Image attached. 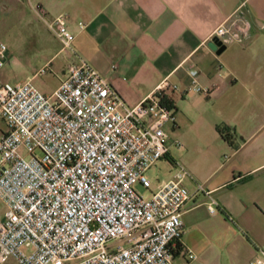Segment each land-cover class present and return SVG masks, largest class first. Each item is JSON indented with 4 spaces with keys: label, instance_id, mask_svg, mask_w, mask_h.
<instances>
[{
    "label": "built area",
    "instance_id": "built-area-1",
    "mask_svg": "<svg viewBox=\"0 0 264 264\" xmlns=\"http://www.w3.org/2000/svg\"><path fill=\"white\" fill-rule=\"evenodd\" d=\"M241 8L211 41L244 43L251 25ZM36 11L44 15L40 7ZM46 25L61 52H72L75 36L66 18ZM9 60L0 40V72ZM189 74V90L211 91L201 85L196 69ZM176 90L164 81L129 107L81 58L50 95L31 81H0V116L8 126L0 138V200L5 205L0 264H176L174 249L185 232L182 207L192 196L184 180L192 173L177 162L173 178L154 190L146 176L168 154L170 136L163 126L177 127L167 98ZM175 144L184 148L178 139ZM136 184L148 189L149 197ZM198 191L210 197L208 208L217 213L212 191L203 183ZM189 258L197 255L190 252ZM250 264H264V244Z\"/></svg>",
    "mask_w": 264,
    "mask_h": 264
},
{
    "label": "crops",
    "instance_id": "crops-1",
    "mask_svg": "<svg viewBox=\"0 0 264 264\" xmlns=\"http://www.w3.org/2000/svg\"><path fill=\"white\" fill-rule=\"evenodd\" d=\"M0 6L43 25L62 15L75 36L72 52L60 48L49 56L28 78L32 84L65 53L57 86L79 58L129 107L164 81L177 86L167 96L176 112V137L148 176L154 190L173 178L177 162L192 173L184 180L192 196L182 207L185 232L174 249L175 262L250 264L264 244V0H0ZM240 8L251 25L249 35L218 54L210 37ZM193 69L209 93L189 90ZM7 131L0 116V138ZM179 138L184 148L175 144ZM198 183L212 191L217 213L210 212V197L198 191ZM4 212L5 205L0 220Z\"/></svg>",
    "mask_w": 264,
    "mask_h": 264
},
{
    "label": "rangeland",
    "instance_id": "rangeland-1",
    "mask_svg": "<svg viewBox=\"0 0 264 264\" xmlns=\"http://www.w3.org/2000/svg\"><path fill=\"white\" fill-rule=\"evenodd\" d=\"M30 16L23 20L17 10H12L10 7L4 9L0 6V40L7 46L10 57L1 75L5 84L25 83L44 65L49 56L61 48L48 27L36 23ZM66 64L67 54L64 53L53 61L50 68H43L44 73L39 74L33 80V85L43 93H52L57 86L58 76H61V71ZM163 127L170 137H176L172 123H166ZM150 172L151 170L146 172L147 177ZM135 188L145 197H149L148 189L139 184H136ZM3 210L4 204L0 200V214Z\"/></svg>",
    "mask_w": 264,
    "mask_h": 264
},
{
    "label": "water",
    "instance_id": "water-1",
    "mask_svg": "<svg viewBox=\"0 0 264 264\" xmlns=\"http://www.w3.org/2000/svg\"><path fill=\"white\" fill-rule=\"evenodd\" d=\"M209 46L216 51L218 54L222 52V50L225 48V45H223V43L221 41H219V39L214 38Z\"/></svg>",
    "mask_w": 264,
    "mask_h": 264
}]
</instances>
